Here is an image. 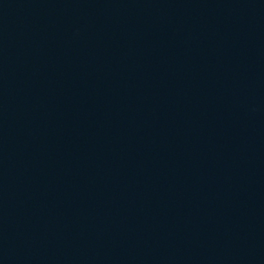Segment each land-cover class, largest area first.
Segmentation results:
<instances>
[{"label":"water","instance_id":"obj_1","mask_svg":"<svg viewBox=\"0 0 264 264\" xmlns=\"http://www.w3.org/2000/svg\"><path fill=\"white\" fill-rule=\"evenodd\" d=\"M0 264H264V0H0Z\"/></svg>","mask_w":264,"mask_h":264}]
</instances>
